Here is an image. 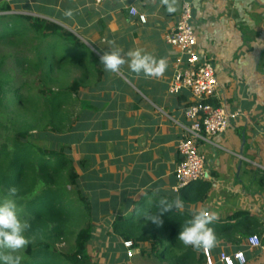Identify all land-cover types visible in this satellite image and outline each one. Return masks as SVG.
<instances>
[{"label": "crops", "instance_id": "0c3cea01", "mask_svg": "<svg viewBox=\"0 0 264 264\" xmlns=\"http://www.w3.org/2000/svg\"><path fill=\"white\" fill-rule=\"evenodd\" d=\"M183 2L193 8L198 50L212 58L218 104L240 113L224 133L211 137L212 142L198 141L210 190L206 200L186 207L192 214H216L213 223H250L249 229L264 241V0H31L27 4L40 17L78 34L99 57L112 42L122 54L141 50L166 62L161 75L146 77L132 72L125 58L118 71L104 70L98 85L83 88L84 183L99 214L96 222L104 223V229L118 215L147 209L174 193L180 161L177 144L181 126L187 124L185 106L193 97L189 91L185 97L169 92L178 51L167 44L165 35L174 27ZM168 5L174 11L168 12ZM132 6L146 16V23L130 14ZM69 9L71 17L65 15ZM237 213L241 216L231 220ZM240 238L210 248L213 264H220L222 251H243L246 264H264V252ZM118 246L117 259H101L98 264H125V248L122 243ZM134 250L141 254L140 247Z\"/></svg>", "mask_w": 264, "mask_h": 264}, {"label": "trees", "instance_id": "16d2710c", "mask_svg": "<svg viewBox=\"0 0 264 264\" xmlns=\"http://www.w3.org/2000/svg\"><path fill=\"white\" fill-rule=\"evenodd\" d=\"M0 10L12 9L7 3ZM0 47L24 50L16 64L33 75L36 83L16 86L8 67L10 56L0 49V198L15 187L21 216L30 225L25 233L29 243L20 255L22 264H93L87 246L94 239V222L99 214L89 198L76 188L79 173L76 162L68 155L70 147H42L33 138L36 133L45 136L72 132L80 118L74 114L73 95L85 86L98 85L106 69L78 34L40 16L1 15ZM71 75L75 78L69 81ZM57 82L62 85L55 90ZM187 92L183 89L176 95L185 97ZM204 102L219 105L213 97ZM80 163L83 165V160ZM173 190L174 195L166 199L179 197L185 208L164 213L163 223L158 225L146 219L164 198L157 199L147 209L140 207L115 217L112 234L120 238L122 245L123 241H132L133 247L141 248L143 256L159 264H204L202 248L185 246L177 237L181 225L193 215L186 206L206 200L210 185L202 181L192 189L184 186ZM240 216L237 213L231 220ZM209 226L217 243L239 242L240 237L247 240L256 235L249 229L250 223L227 226L216 222ZM62 243H69L67 250L57 247ZM3 252L0 249V255ZM125 257L128 258L126 253Z\"/></svg>", "mask_w": 264, "mask_h": 264}, {"label": "built area", "instance_id": "2783aa9c", "mask_svg": "<svg viewBox=\"0 0 264 264\" xmlns=\"http://www.w3.org/2000/svg\"><path fill=\"white\" fill-rule=\"evenodd\" d=\"M130 14L141 23H146L145 15L140 14L135 7H130ZM168 45L178 51L175 72L169 84V92L179 93L188 90L193 102L184 109L187 124L182 125L183 135L178 141L177 150L180 162L175 170V190L182 187L192 188L205 179V159L199 152L198 141L212 142L211 137L224 133L239 112H228L221 105L205 103L207 98H215L218 90V80L211 57L198 50V35L193 25V8L189 2H183L179 17L172 29L165 35ZM250 248H258L264 252V241L258 235H252L246 240ZM127 255L135 254L132 241H123ZM207 264H213L215 258L210 248H202ZM220 264H246L243 251L233 253L220 252Z\"/></svg>", "mask_w": 264, "mask_h": 264}, {"label": "clouds", "instance_id": "9594fccd", "mask_svg": "<svg viewBox=\"0 0 264 264\" xmlns=\"http://www.w3.org/2000/svg\"><path fill=\"white\" fill-rule=\"evenodd\" d=\"M167 3V0H165ZM168 12L174 11L171 5ZM72 10H66L65 15L72 16ZM127 58L128 67L136 74L144 76H159L166 69L163 59L157 60L152 54L141 50H129L126 54L109 42V48L100 57V63L110 72L118 71L120 65ZM185 207L184 201L179 197L172 200L166 198L158 201L156 211L146 217L147 220L156 224H162L161 216L164 213L180 211ZM217 219L216 214L207 212L194 213L183 225L177 239L185 246L193 248H213L216 246L217 237L209 226ZM29 223L22 218L18 203L17 189L11 187L6 195L0 198V249L8 250L7 255H0V264H22V257L17 254L24 249L29 241L25 233L29 229Z\"/></svg>", "mask_w": 264, "mask_h": 264}, {"label": "rangeland", "instance_id": "374dc122", "mask_svg": "<svg viewBox=\"0 0 264 264\" xmlns=\"http://www.w3.org/2000/svg\"><path fill=\"white\" fill-rule=\"evenodd\" d=\"M31 0H0V7L4 6L5 4L9 3L11 6L10 12H5L0 10V16L5 14H29V15H37L34 11L31 9H28V4ZM118 48V47H117ZM2 50L1 52L6 53L7 56H10V60H8V67L12 72L14 83L16 86L21 87L22 84H30L31 86H35L34 76L27 74L24 72V70L16 64V58L20 56L21 53H24V50L22 49H14V48H8V47H0ZM72 78H75V75L69 76V81L72 80ZM60 85H62V82H60ZM57 82V86L55 85V90H57L58 86H60ZM66 85V84H65ZM63 85V86H65ZM75 98V105L76 109L74 110V114L79 115V120L74 124L72 132H68L66 134H49L45 136H41V134H37L33 138L34 142L42 147H48L51 148L53 145H64L65 147H70V152H68V155H71V157L74 159V161L77 164V170L79 173V179L77 181V189H79L84 195L88 193L85 189V183H84V175H83V168L84 166L81 165L80 160L83 158V135H82V121H83V115L82 111L84 108V102H83V89L78 92L77 95H73ZM72 116V115H71ZM78 127V128H77ZM77 128V129H76ZM76 129V130H75ZM87 196V195H86ZM94 222L95 225V231H94V239L88 244V253L93 261V264H98L101 259H117L119 257L118 252H115V248L119 247L118 244L122 243L120 239H118L113 234H108L106 231L108 229L112 230V223H109V226L106 228H102L104 223ZM98 229L100 231H98ZM112 233V231H111ZM69 243H62L58 245L57 247L59 249L67 250ZM125 253L127 254V250L125 249ZM8 250L4 249V252L2 255H7ZM19 255L23 254V249L17 253ZM128 256V255H127ZM125 264H159L158 261L151 259L149 257L143 256L137 252L136 254H133L132 257L127 258V261L124 262Z\"/></svg>", "mask_w": 264, "mask_h": 264}]
</instances>
